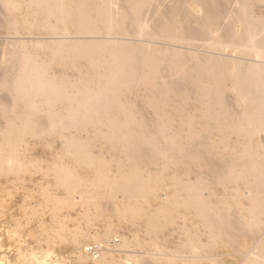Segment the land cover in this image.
Instances as JSON below:
<instances>
[{"label":"bare ground","instance_id":"6f19581e","mask_svg":"<svg viewBox=\"0 0 264 264\" xmlns=\"http://www.w3.org/2000/svg\"><path fill=\"white\" fill-rule=\"evenodd\" d=\"M0 33L9 37L0 43V111L8 120L0 136L8 144L30 135L72 143L87 134L67 148L81 163L93 141L134 159L118 175L88 179L123 193L112 195L115 207L135 208L126 195L148 194L153 181L141 176L156 166L174 188L158 212L188 208L207 224L198 232L218 251L204 261L226 252L242 256L239 264H264V0H0ZM59 107L68 113L54 114ZM173 166L192 178L173 176ZM228 190L241 191L230 196L238 204L248 195L249 206L226 200ZM81 239L74 250L85 262L126 255L125 238L115 239L93 260Z\"/></svg>","mask_w":264,"mask_h":264},{"label":"rangeland","instance_id":"374dc122","mask_svg":"<svg viewBox=\"0 0 264 264\" xmlns=\"http://www.w3.org/2000/svg\"><path fill=\"white\" fill-rule=\"evenodd\" d=\"M49 36L45 39L55 38L53 35L51 38ZM7 39L8 36L0 33V43ZM60 107L55 109L54 114L62 110ZM67 113L63 110L59 114ZM146 114L155 116L153 110L147 111ZM3 116L5 114L0 111V131L8 121ZM83 137L85 138L72 143L64 139H42L36 135L18 137L14 140L15 145L10 143L15 146L14 150L8 147L10 144L0 136V168H3L0 170V264H93L90 260L85 262L81 259L80 250H74V242L81 238L82 251L89 244L110 245V241H122V238H125L128 243L126 255L117 252L109 254L114 256L111 262L102 264H140L139 260L144 264H159L167 259H170L167 262L171 264H198L200 261V264H208L204 261L209 257L207 252L211 251L213 255H217V248H211V239L203 234L207 233V224L200 222L193 211L178 208L176 213L166 216L158 212H163L161 208L165 200L168 199V203L172 201L170 196L174 188L170 181L173 177L161 175L163 179L160 178L156 166L149 167L150 170L145 169V172L148 171L144 172L147 175L141 176L142 179L143 176L146 177L145 181H153L152 184L150 182L153 188L148 185L145 186L146 190L143 189L147 191V188H151L146 192H149L148 194L143 192L145 196L134 198L126 195L129 199L126 198L125 202L134 201L135 208L111 205L112 195L123 193L114 190L106 192L88 179H92L99 172L109 171L118 175L120 169L129 168L136 161L126 155L116 157L109 152L110 145L91 140L93 142H89V145L93 147L92 154L84 159L88 164L81 163L79 157L70 154L67 148L74 143L84 141V144L87 134ZM176 168L171 167L173 176L175 174L176 177H183L182 174L185 180L192 178L178 169L180 167ZM158 179L164 180V184ZM82 183L84 189L79 186ZM230 191L222 194H225L226 200L233 203L236 200L234 196L241 191ZM163 195L170 198L164 200ZM160 196L161 199H158ZM246 198L243 202L240 200L239 204L236 201L234 203L238 208H247L250 198L248 199V195ZM159 201L162 205H158ZM178 210L181 213H177ZM156 211L159 216L157 213L153 217V212ZM150 212L152 218L157 219L152 222L151 218V225L146 222L151 217ZM154 223L158 225L154 229L158 230L156 232L153 231ZM200 229L203 233L198 232ZM194 241L197 242V247L192 246ZM130 253L133 254L132 259ZM136 253L140 255L136 256ZM158 259L162 261H155ZM242 260V256L231 257L224 252L209 264H239Z\"/></svg>","mask_w":264,"mask_h":264},{"label":"built area","instance_id":"2783aa9c","mask_svg":"<svg viewBox=\"0 0 264 264\" xmlns=\"http://www.w3.org/2000/svg\"><path fill=\"white\" fill-rule=\"evenodd\" d=\"M102 251H103V246L98 244H89L85 248V253L93 260L99 259Z\"/></svg>","mask_w":264,"mask_h":264}]
</instances>
